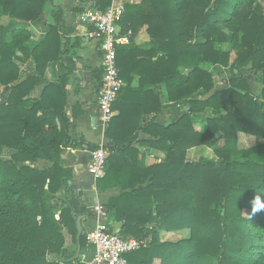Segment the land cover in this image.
<instances>
[{
  "label": "trees",
  "instance_id": "trees-1",
  "mask_svg": "<svg viewBox=\"0 0 264 264\" xmlns=\"http://www.w3.org/2000/svg\"><path fill=\"white\" fill-rule=\"evenodd\" d=\"M53 1L0 0V12L9 17L0 23V88L8 87L0 102V264H81L75 218L85 210L71 205L73 170L62 164V155L67 148L99 145L71 135L70 69L56 81L47 77L49 65L66 52L59 11L45 34L33 39L32 26ZM261 1L125 5L121 26L132 31L131 40L146 26L151 47L131 42L117 48L125 87L106 127L111 154L96 187L121 189L105 205L108 218L121 223V236L146 241L125 255L128 264H264V87L255 94L245 70L250 66L264 85ZM110 3L87 6L105 11ZM31 60L35 71L25 76ZM210 66L231 68L227 87L212 92ZM158 84H165L170 101L184 106L173 123L143 119L162 107L153 91ZM240 132L254 135L256 144L239 147ZM138 145L164 151V160L146 165ZM194 147L201 148L197 160L187 156ZM41 160L49 165L39 166ZM62 224L76 245L72 255ZM184 229L190 230L187 238L161 239L162 232ZM86 236L82 250L89 247Z\"/></svg>",
  "mask_w": 264,
  "mask_h": 264
},
{
  "label": "crops",
  "instance_id": "crops-1",
  "mask_svg": "<svg viewBox=\"0 0 264 264\" xmlns=\"http://www.w3.org/2000/svg\"><path fill=\"white\" fill-rule=\"evenodd\" d=\"M127 3H139L140 0H124ZM97 0H89L82 2L80 0H54L47 5L46 11L37 23L39 26V35H34L35 25L32 26L33 39H38L42 34H45L46 28L50 24L55 23L54 13L60 12V34L62 36V48L66 50L63 60L51 63L47 70V77L51 81L58 80L66 73V69L71 71L69 83H67V97L68 107L67 114L71 118V135L74 139L84 138L90 144L100 146H107L109 139L105 136L106 127L100 119L98 111L99 89L102 80L103 69L101 66L102 52L100 48V41L91 35L92 27L81 22L80 15L83 14L89 6L88 4H96ZM147 27L144 26L141 31L134 37L129 35L127 31L121 26L120 36L123 39L120 45L135 44L141 49H149L151 47L150 36L147 32ZM131 40V41H130ZM27 64V65H26ZM23 67L25 76L34 73V63L29 61ZM29 64V66H28ZM139 76H134L132 86L137 87ZM125 82V81H124ZM257 85V84H256ZM125 87V85H124ZM39 87L36 93L39 92ZM154 93L158 95V100L161 101V109L159 112H153L144 115L143 119L148 121L153 119L159 124H170L178 120L184 113V106L173 103L168 99L165 84H158L153 88ZM123 97L125 101V90L123 89L120 98ZM75 111H80L76 117H73ZM117 114V111H116ZM199 129V128H197ZM141 137H148L141 134ZM238 146L241 148L251 147L256 144L255 136L248 133L240 132L238 134ZM243 143H248L249 146H244ZM140 153L143 154L146 165L162 162L165 158V152L149 146L138 145ZM196 147L189 150V154L196 151ZM91 149L84 144L83 147L67 148L62 155V164L70 167L73 170V183L71 190L73 196L70 198L71 205L76 211L85 210V218L83 219V226L86 232L92 229L97 223L105 220L111 231L119 232L121 230V223L115 219L101 217L96 211L97 204L105 206L109 199L119 196L121 189L113 187L106 190H99L96 187V180L89 172V164L91 161ZM190 157V156H189ZM192 158V157H190ZM193 159V158H192ZM49 162L41 160L39 166L45 167ZM63 197L67 198L68 194L65 189L62 191ZM106 211L108 210L105 206ZM62 229L65 236V247L72 255L73 237L67 227L62 224ZM182 231L163 232L161 237L168 239L175 235H179ZM161 238V239H162ZM171 240V239H169ZM90 248V246L88 247ZM86 248V249H88ZM81 250L80 253H83ZM81 258L82 264H87Z\"/></svg>",
  "mask_w": 264,
  "mask_h": 264
},
{
  "label": "built area",
  "instance_id": "built-area-1",
  "mask_svg": "<svg viewBox=\"0 0 264 264\" xmlns=\"http://www.w3.org/2000/svg\"><path fill=\"white\" fill-rule=\"evenodd\" d=\"M125 5L124 0H111L105 11L88 8L80 15L81 22L91 26V35L100 41L103 75L99 89L98 114L105 126L116 115L114 103L125 85L120 76L116 52L125 38L120 36V22L125 12ZM131 33L132 31L128 30V34ZM110 154L111 150L107 146H100L92 151L89 172L94 179L102 177L105 173ZM94 208L101 217H107L103 204H97ZM86 234L90 248L84 250L82 260L87 264H128L125 255L145 243L132 237L125 238L119 232L111 231L105 220L97 223Z\"/></svg>",
  "mask_w": 264,
  "mask_h": 264
},
{
  "label": "rangeland",
  "instance_id": "rangeland-1",
  "mask_svg": "<svg viewBox=\"0 0 264 264\" xmlns=\"http://www.w3.org/2000/svg\"><path fill=\"white\" fill-rule=\"evenodd\" d=\"M261 2L263 4V6H264V0H262ZM8 21H9V17L5 16L3 13L0 12V23L1 24H5V23H8ZM37 26H39V23L35 24V27L36 28H34V32H35L34 35L36 37L39 35V33H38L39 32V29L37 28ZM32 30H33V28H32ZM223 46H224V49H227V50H229V48H231V45L228 44V43L224 44ZM232 54H233L232 57L234 58L235 55H234L233 52H232ZM28 66H29V64H28ZM208 68L214 74L215 89L212 92L217 91V90H220L222 88H225V87H227L229 85L228 84V79H229L230 74H231V68L230 67L210 66ZM249 68H250V66H248L245 69L248 72L249 81H251V84H252V86L254 88L255 94L261 95L262 89H263L264 85L262 83H260V82L257 81L256 75L254 74V71H250ZM7 88L6 87H4V88L1 87L0 88V102L4 101L6 99L7 94H8ZM184 113H185V109H184ZM196 128L201 129L200 125H196ZM255 139H256V142H257V138L256 137H255ZM247 144L248 143H243L244 146H249ZM196 148L197 149H196V151L193 154H189V150H188L187 156H188L189 159H192V158H193V160L199 159V157L201 155V148L200 147H196ZM210 154L213 155L211 152H210ZM8 155H9V150H5L4 151V157L5 158H8L9 157ZM189 156L192 157V158H190ZM245 214L247 216L250 215V213L248 211H246ZM180 231H182V233L180 234L181 236L175 235V236L170 237L168 239H165V238L163 239L162 237L161 238L164 241L165 240H169V239H171L169 241H178V240H181L183 238H187V237L190 236V230L189 229H184V230H180ZM75 249H76V245L74 244V241H73L72 250H75ZM81 254L82 253H80V262H81V258H82V255ZM213 263L214 264H218V262L215 261V260L213 261ZM81 264H82V262H81Z\"/></svg>",
  "mask_w": 264,
  "mask_h": 264
},
{
  "label": "water",
  "instance_id": "water-1",
  "mask_svg": "<svg viewBox=\"0 0 264 264\" xmlns=\"http://www.w3.org/2000/svg\"><path fill=\"white\" fill-rule=\"evenodd\" d=\"M84 218H85L84 213L78 214L75 218V224H76V230H77V235L75 236L76 237V245H77V249H76V253H75L76 257H79L80 252L82 250L81 236H84L86 234V229L83 226V219Z\"/></svg>",
  "mask_w": 264,
  "mask_h": 264
}]
</instances>
